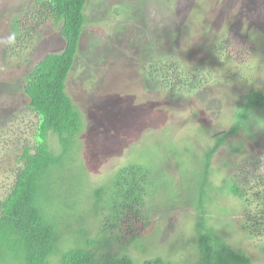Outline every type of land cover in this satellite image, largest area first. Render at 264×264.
<instances>
[{
    "label": "rangeland",
    "instance_id": "rangeland-1",
    "mask_svg": "<svg viewBox=\"0 0 264 264\" xmlns=\"http://www.w3.org/2000/svg\"><path fill=\"white\" fill-rule=\"evenodd\" d=\"M31 1L0 0V198L14 179L9 166H16L15 155L34 138L35 118L26 105L28 97L21 90L24 76L46 53L60 51L64 46L59 26L50 21L34 27L19 43L12 42L11 17L22 8L31 10ZM192 2L87 0L79 53L66 81V90L82 113L84 127L61 163L52 167L45 179L43 204L62 238L58 252L67 250L82 237L95 236L107 214L102 195L106 180L119 165L139 162L151 168L150 185L157 195L151 201L152 212L143 235L109 240L115 241V254L131 256L134 264L157 256L201 264L197 234L191 232L197 213L192 202L201 178L199 160L215 134L231 123L240 93L251 86L264 88V76L249 62L250 69L254 68L246 78L249 82L243 86L229 83L227 79L236 76L235 69H228L227 64L223 76L213 74L216 84L204 86L202 93L166 88L146 90L137 65H142L147 57L140 58L141 45L135 46L133 40L139 28L141 43L153 40L152 50L174 51L179 46L183 47L182 53H177L184 60L199 58L200 52L192 50L188 40L203 41L204 26L195 22L196 17H189L204 14L211 33L223 29L229 37L247 29L250 21L257 31L260 29L256 40L264 41V0H202L197 11L191 9ZM118 4L124 5L118 9ZM205 81L210 82L207 78ZM247 124L253 126V131L264 128V109L255 108L248 115ZM235 138H245V132ZM49 141L60 150L61 144L54 137ZM244 147L251 155L264 156V133L258 134L255 141H246ZM228 153L226 146H222L212 159L214 171L205 190L211 189L213 193L208 212L214 220L208 221L214 222L215 232L246 252L255 264H264V250L258 248L264 241L258 244L259 241L249 239L230 215L231 210L224 206L229 176L218 167ZM261 166L264 173V157ZM159 177L165 182L158 183ZM133 223L137 231L143 222Z\"/></svg>",
    "mask_w": 264,
    "mask_h": 264
},
{
    "label": "trees",
    "instance_id": "trees-1",
    "mask_svg": "<svg viewBox=\"0 0 264 264\" xmlns=\"http://www.w3.org/2000/svg\"><path fill=\"white\" fill-rule=\"evenodd\" d=\"M200 1L193 0L191 9L200 10ZM86 4L87 0H32L31 10L22 8L11 17L13 43H19L34 27L50 21L53 26H59L64 46L60 51L46 53L24 76L21 90L28 97L26 105L35 118V132L34 138L15 155L16 166H9L14 179L0 198V264H53L51 261L54 264H134L131 256L115 254L118 252L113 250L115 241L109 240L120 236L121 240L124 235L130 238L143 235V229L148 226L150 207H153L150 204L157 191L150 185L153 183L151 168L139 162L119 165L106 180L102 195H105L107 214L99 223L95 236L82 237L61 253L58 252L62 245L61 234L43 204L47 174L61 163L69 145L84 127L82 113L66 90V81L79 53L86 24ZM120 5L124 4H118V9ZM194 17L196 23L204 26L205 39L188 40V45L200 52L199 58L184 60L179 55L183 47L179 46L174 47V51H154L151 48L153 40L141 43L138 31L142 30H136L133 44L141 45L139 51L137 49L140 58L147 57L142 65H137L144 89L198 90L202 93L204 86L209 88L210 83L216 84L213 74L223 76L227 64L228 69L237 71L236 74L233 71L236 77L227 79L229 83L243 86L249 82L246 78L254 71L249 62L264 76V41L256 40L260 29L257 31L248 21L247 29L238 34L228 33L229 37H226L223 29L211 33L210 22L204 14H192L189 18ZM206 78L210 82L205 81ZM240 94L241 100L234 106L231 123L215 134L199 160L201 178L192 202L197 213L191 232L197 234L196 249L201 264H255L246 252L236 249L215 232L214 222L208 221L214 220L208 212L213 193L211 189L205 190V186L214 171L212 159L222 146L229 152L218 167L229 176L224 206L231 210L230 215L249 239L259 241L258 244L264 241V173L261 168L264 156L261 153L251 155L244 147L246 141H255L258 134L264 133V128L253 131V126L247 124L248 115L255 108L264 109V88L251 86ZM241 131L245 132V138L234 139ZM50 137L61 144L60 150L52 146ZM189 169L192 168L189 166ZM163 182L164 179L159 177L158 183ZM229 195L233 197L229 199ZM137 221L143 223L141 229L135 231L133 222ZM102 240H107L109 245ZM258 248L264 250V245L259 244ZM140 264H185V261L157 256L144 259Z\"/></svg>",
    "mask_w": 264,
    "mask_h": 264
}]
</instances>
